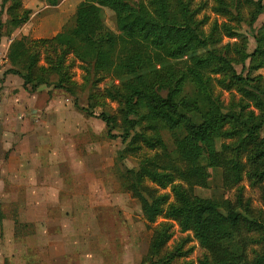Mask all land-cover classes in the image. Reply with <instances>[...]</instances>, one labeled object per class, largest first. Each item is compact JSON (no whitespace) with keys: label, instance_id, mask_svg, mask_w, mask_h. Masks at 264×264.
<instances>
[{"label":"trees","instance_id":"1","mask_svg":"<svg viewBox=\"0 0 264 264\" xmlns=\"http://www.w3.org/2000/svg\"><path fill=\"white\" fill-rule=\"evenodd\" d=\"M47 1L56 5L60 0ZM216 1L219 13L238 22L243 20V4L257 6L252 24L264 12V0ZM104 7L114 11L116 27L123 31L108 27ZM4 10L9 19L0 21V37L12 36L32 13L23 0H3L0 14ZM197 13L192 0H139L137 4L132 0H82L73 23L64 25L54 36L14 37L9 52L17 67L12 66L9 72L21 76L29 92L47 85L77 97L78 89L87 84L96 88L110 73L111 64L119 61L123 69L119 81L92 98L100 106L108 98L117 101L121 121L106 111H87L106 123L110 137H122L126 147L119 153L121 159L142 146L160 151L142 159L129 187L133 196L143 201L145 220L155 223L142 263L174 264L189 255L191 249H185L188 241L184 238L172 250H165L176 223L182 232L192 231L206 249L201 264H264V221L253 216L249 207L246 211L236 209V202L242 205V196L236 202L217 201L193 192L196 185H208V167L223 168L224 184L238 186L244 177V155L250 164L248 178L254 184L264 182V74L243 72L264 68V33L256 35L253 52L237 49V61L243 64V71L238 72L235 58L228 53L230 44L220 48L217 44L223 35L242 34L229 22H215L208 33L202 20L195 18ZM4 26L6 32H2ZM43 53L46 64H40ZM248 59L250 65L246 64ZM76 60L83 70L81 84L71 71ZM178 61L185 66L178 67ZM208 70L220 75L216 77L220 86L234 87L241 94L225 110L211 77L205 74ZM118 123L123 129L119 134L113 132ZM164 130L173 134L172 150ZM168 187L172 199L170 192L159 190ZM254 231L259 237L252 235ZM254 244H261L262 250L253 248Z\"/></svg>","mask_w":264,"mask_h":264},{"label":"rangeland","instance_id":"2","mask_svg":"<svg viewBox=\"0 0 264 264\" xmlns=\"http://www.w3.org/2000/svg\"><path fill=\"white\" fill-rule=\"evenodd\" d=\"M46 1L36 3L35 10L40 11L18 28L19 34L14 37L47 36L73 23L78 0H60L56 5ZM132 1L137 4L139 0ZM217 6L216 0H192V7L198 8L195 18L202 20L206 32L212 30L215 22L220 25L229 22L242 34L238 37L223 35L217 44L219 48L230 44L228 53L235 58V68L242 72L237 49L255 50L256 35L264 33V12L252 24V15L257 10L255 4L241 6L243 20L240 22L219 13ZM103 9L108 27L116 32L123 31L116 27L114 11L108 7ZM2 14L3 23H6L9 15L6 10ZM6 31V27H2V32ZM2 42L5 50L7 41ZM9 47L8 60L2 69L5 73H9L12 66L17 67ZM44 57L43 53L40 64H46ZM69 61L72 62L73 57H69ZM80 63L74 61L71 71L81 84ZM246 64L250 65V59ZM177 66L183 67L185 62L178 61ZM122 71L119 61H114L110 73L96 88L87 84L78 89L75 97L65 89L52 86L47 92L38 94L33 102L29 100L31 95H21L20 86L14 80L8 82L5 73H0V264H148L142 262L148 254L155 223L145 220L143 201L133 196L129 187L142 159L159 150L142 146L137 153L121 159L119 153L126 147L122 137H110L106 123L87 111H106L117 115L118 122L121 121L117 101L108 98L100 106L92 97L118 82ZM243 72L256 76L264 74V68ZM205 74L211 77L224 110L233 105L232 101L241 98L236 88L218 84L219 74H210L209 70ZM188 90H192L191 85ZM119 124L114 133L123 131ZM163 133L172 150L175 148L173 134L165 130ZM231 140L234 139L223 141ZM241 161L245 171L238 186L224 184L223 168L208 167V185H196L193 192L217 201L236 202L241 195L242 205L236 202V209L246 211L249 207L253 216L264 221L261 188L264 182L252 183L246 175L250 166L247 156L241 157ZM21 164L27 166L26 170H16ZM40 173H44V180ZM159 190L170 192L173 198L171 187ZM12 197L17 200L8 201ZM223 211L232 213L231 210ZM252 235L259 237L260 233L254 231ZM182 238L187 239L185 249L190 248L191 252L185 258L176 259L174 264H201L206 249L192 231L182 232L176 223L175 234L165 250H172ZM253 248L261 251L263 246L254 244Z\"/></svg>","mask_w":264,"mask_h":264},{"label":"crops","instance_id":"3","mask_svg":"<svg viewBox=\"0 0 264 264\" xmlns=\"http://www.w3.org/2000/svg\"><path fill=\"white\" fill-rule=\"evenodd\" d=\"M30 2H28L27 3V0H23V4H24V6L26 7V8H29V9H31L32 10V13H31V16H30V19H29V21L32 19V17L36 14V13H38L40 10L39 9H37V10H35V7H36V3L39 1V0H29ZM46 1V0H45ZM79 2H78V4L82 1V0H78ZM47 2V1H46ZM2 3H3V0H0V11L2 10ZM34 8V9H33ZM3 16V14L1 13L0 14V21H2V23L4 22V19L3 18H1ZM29 21H27L26 23H28ZM25 23V24H26ZM20 28V27H19ZM18 29V28H17ZM17 29H16V31L14 32V34L12 35V36H9V37H7L6 36V38H4L3 36H1L0 37V56H3V54L4 55H7V52H8V47H9V45H10V43L12 42V41H10V40H13V37L14 36H17L18 34H19V31H17ZM49 30V29H48ZM60 30L58 29L57 31H55V32H52V33H49L47 36H37V37H35V38H33V39H38V38H45V37H52V36H54L57 32H59ZM4 39H6V41H7V48L5 49V50H3V45H4V43L2 42V41H4ZM8 39V40H7ZM5 66V65H4ZM3 66V67H4ZM3 67L0 69V73H5V72H2V69H3ZM5 78H6V81H8V82H11L12 80H14L16 83H17V86H20V93H21V95L23 96V95H31V98H29V100H31V102H33L35 99H36V97H37V95L38 94H42L43 92H47L46 90H49L52 86H47V85H42V86H40L35 92H29V91H27L25 88H24V79L21 77V76H19L18 74H15V73H11V72H9V73H5ZM18 78V79H17ZM12 85H10V87H11ZM13 88V87H12ZM46 88V89H45ZM9 91L10 92H12V89H10L9 88ZM30 103V102H29ZM26 167L27 166H25V165H20L19 166V168L20 169H18V168H16V170H26ZM22 168V169H21ZM25 172V171H24ZM44 173H40V178H42L43 180H44ZM17 199H15V198H9V200L8 201H16Z\"/></svg>","mask_w":264,"mask_h":264},{"label":"built area","instance_id":"4","mask_svg":"<svg viewBox=\"0 0 264 264\" xmlns=\"http://www.w3.org/2000/svg\"><path fill=\"white\" fill-rule=\"evenodd\" d=\"M7 60L8 59L6 55L0 56V69L6 64Z\"/></svg>","mask_w":264,"mask_h":264}]
</instances>
